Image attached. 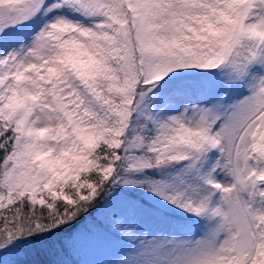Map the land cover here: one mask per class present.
Listing matches in <instances>:
<instances>
[{
    "label": "snow or ice",
    "instance_id": "snow-or-ice-1",
    "mask_svg": "<svg viewBox=\"0 0 264 264\" xmlns=\"http://www.w3.org/2000/svg\"><path fill=\"white\" fill-rule=\"evenodd\" d=\"M89 215L69 255L264 264V0H0V264Z\"/></svg>",
    "mask_w": 264,
    "mask_h": 264
},
{
    "label": "trees",
    "instance_id": "trees-1",
    "mask_svg": "<svg viewBox=\"0 0 264 264\" xmlns=\"http://www.w3.org/2000/svg\"><path fill=\"white\" fill-rule=\"evenodd\" d=\"M150 175H155V173H150ZM167 215L184 219L178 211H173L172 209L168 210ZM93 219L94 217L89 215L86 219L78 221L76 224L64 228L60 232L42 236L36 241L18 245L16 253H20L21 258H23L20 260V264H43V259L48 255L47 253L53 255L55 252L59 253L61 259L63 257V259L60 260V264H83L81 256H77V258L71 257V255L63 250V246L60 242L74 230L86 227Z\"/></svg>",
    "mask_w": 264,
    "mask_h": 264
},
{
    "label": "rangeland",
    "instance_id": "rangeland-1",
    "mask_svg": "<svg viewBox=\"0 0 264 264\" xmlns=\"http://www.w3.org/2000/svg\"><path fill=\"white\" fill-rule=\"evenodd\" d=\"M185 87H189L191 89H196L198 87V82L196 81H188L184 85ZM155 173V172H154ZM156 175V173H155ZM124 193H118V195H123ZM170 209V208H169ZM175 211V210H173ZM119 246L117 245H109L102 248H92V249H86L81 251L78 254H73L71 257L77 258V256H81L83 260V264H105V262L112 259L114 255L119 251ZM53 253V252H52ZM43 259V264H60V260L62 259L59 256L58 252H55L53 255L50 253H47ZM58 256V257H57ZM19 259V261L23 258H21V254L15 253L13 254V259ZM63 262V261H62ZM33 264V263H32Z\"/></svg>",
    "mask_w": 264,
    "mask_h": 264
}]
</instances>
